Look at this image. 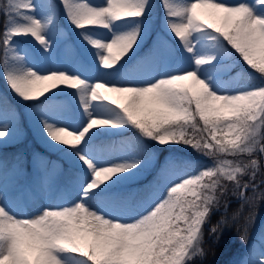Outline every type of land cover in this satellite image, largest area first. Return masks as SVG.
Masks as SVG:
<instances>
[{"label":"snow or ice","instance_id":"1","mask_svg":"<svg viewBox=\"0 0 264 264\" xmlns=\"http://www.w3.org/2000/svg\"><path fill=\"white\" fill-rule=\"evenodd\" d=\"M61 4L91 53L88 68L29 63L15 38H31L50 55L55 11L38 18L34 0H7L0 8L6 16L0 75L18 99L35 105L44 137L74 169L71 192L65 194L71 199L29 214L17 211L16 195L0 182V264H194L203 255V229L222 181L235 183L241 198L249 187L258 188L261 162L255 157L264 155V0H160L175 43L154 42L142 55L151 0ZM240 62L258 75V83L233 88L217 76ZM93 69L111 78L89 74ZM66 88L78 96L75 120L49 111L50 98ZM9 112L0 97V138L13 133ZM125 129L135 130L131 146L121 141L119 154L98 149L102 136ZM145 140L182 144L213 163L190 174L162 170L143 193L128 191L127 184L149 162L136 150ZM241 156L247 162L227 158ZM244 175L249 180L241 185ZM260 257L246 264H264V252Z\"/></svg>","mask_w":264,"mask_h":264},{"label":"rangeland","instance_id":"2","mask_svg":"<svg viewBox=\"0 0 264 264\" xmlns=\"http://www.w3.org/2000/svg\"><path fill=\"white\" fill-rule=\"evenodd\" d=\"M34 2L40 5V7L36 11V15L38 18H44L50 10H54L56 14L55 21L60 18L61 21L60 23L54 22V24L51 26L50 34L53 37L55 43L50 55H44L43 53H41L39 48L35 43H33V40L31 38L17 37L15 38V44L18 45L19 49L21 50V55H23L24 51H27L29 53L28 62H35L36 65L40 68H88L91 65V53L85 52V45L79 38L78 30L74 32V35H72L70 29L72 25L66 19L64 13L62 12L63 9L60 4L58 5L59 0H34ZM93 2H98V0H93ZM231 2H235V0H231ZM148 26L149 33L151 29H153L150 18L148 20ZM155 30V42L168 40L172 44L175 43L165 27L164 15L162 16L161 21L155 26ZM100 34L104 33L101 32ZM147 36L145 37L143 44L145 43ZM89 74L111 78L109 74L99 73L94 69L91 70ZM241 74L242 73H240V71L238 70L234 72L232 70L228 72H217V76L228 81L229 86L233 88L245 84V82L241 81ZM256 82L258 83L259 81ZM246 83L249 82L246 81ZM73 92V89L66 88L64 92H60L57 94V96L51 97L48 102L49 111L59 113L68 120H75L78 117L80 109L78 105V96H74ZM26 115L28 126L31 127L32 133L38 138V141L42 145L45 144L51 146V148H53L55 151H61L57 147H54L52 144H50L44 137L40 129L39 122L36 118L37 108L33 103H31V105L27 107ZM19 118L20 116L18 110H10L9 120L13 123V133L8 138H0V141H2L0 142V145L1 143L12 144L13 142L22 141L26 138V130L19 125ZM28 145H31V143H29ZM97 147L99 150L105 153L119 154L121 145L119 144V147L113 152H107L100 144H97ZM61 154V156L64 157L66 161L73 167L71 160L62 151ZM182 154H189V150L187 149V151ZM33 158L32 169L34 171L31 178H28L27 175L23 173L25 169L20 166L19 162L13 165V167L10 168L6 173H2V163L0 162V182L5 183L8 186L10 192L16 195V198L18 200L17 211L21 214H29L43 205L58 204L61 203L64 199H71L70 195H65L66 193L71 192V181L67 180L68 182H63L60 178L64 172L63 161L56 156L55 158H53L43 155L40 151H35ZM155 158V155L152 154V156L148 157V163H152V165L156 164ZM227 158L242 160L243 162H247L248 160L247 156ZM255 158L260 160L258 155H256ZM212 163L213 159H210L207 160L206 163H204L202 166L211 165ZM199 168L188 163L182 167L163 166V168H161L160 170V173L162 172V170H167V173L173 176L180 173L190 174L197 171ZM261 172H264V164L260 163V167L257 170V173L261 174ZM135 179L127 184V190L143 193L144 187H142L139 183H134ZM40 184L42 185V189L44 190L42 195H39L40 191L38 190V185ZM224 184L225 185L223 189L218 191L220 192V194L217 195L218 198L221 194H223L225 197L229 196V193H231L233 188L236 187L235 183L226 180L224 181ZM160 194H163V186H161L160 188ZM139 199L140 198L138 197L131 200L129 202L130 205L136 206L139 203ZM251 242H253L252 245H254V250L252 251V253L238 255L234 259V264H246V262L248 261H256L261 258L260 254L264 252V233L261 234L258 239L254 238L253 240H249L248 245Z\"/></svg>","mask_w":264,"mask_h":264},{"label":"trees","instance_id":"3","mask_svg":"<svg viewBox=\"0 0 264 264\" xmlns=\"http://www.w3.org/2000/svg\"><path fill=\"white\" fill-rule=\"evenodd\" d=\"M151 23L152 28L148 33L147 39L139 54H144L152 48L155 42V26L159 23L163 16V10L160 6V0H151ZM7 0H0V8L6 6ZM62 7L59 0L58 5ZM63 12V11H62ZM61 17V16H60ZM61 18L56 20V23H60ZM6 22L5 14L0 11V31L3 30V26ZM154 23V24H153ZM72 35L76 29L73 26L70 27ZM2 47V45H0ZM2 57V52H0ZM234 71H240L242 82H256L259 81L258 75L251 73V70L247 68L242 62L237 63L232 69ZM255 76V80L252 77ZM0 97H4L10 110L16 109L19 112V125L26 130V138L22 141H17L12 144L2 143L0 145V161L3 162L2 170L6 172L16 161H21L22 166L26 169V174L32 177L33 169V155L35 151H40L43 155L49 157H59L64 162L65 173L63 181L72 179L73 167L68 163L61 155V151H55L49 145H42L38 138L32 133V129L28 126L26 108L31 105L32 102H24L18 99L14 93L10 90L2 75H0ZM135 140V130L125 129L122 133L117 135L102 136L97 144H101L108 152L114 151L120 144V141H125L131 146V142ZM31 143V145H28ZM189 150V154L183 155L182 153ZM136 150L141 155L147 157L155 155L156 165L148 163L146 168L142 170L141 174L136 179L140 182V185L146 187V183L152 181L160 167L176 166L182 167L185 164H192L193 166L201 167L207 160H210L208 156L202 155L199 152L193 151L184 145H159L155 142L145 140L143 147L136 146ZM180 150V151H178ZM183 151V152H182ZM260 158L261 164H264V155L257 153ZM251 171V170H250ZM249 180L248 175L240 177V183L243 185ZM264 172L256 174V183L258 188L256 192L251 187L248 188L244 194L245 198H241L240 191L236 187L233 188L229 196L225 197L223 194L219 196L218 203L213 207L212 213L208 222L204 226L203 240L201 247L203 249V255L196 257L194 264H234V259L238 255L250 254L254 245L251 242L248 245L249 240L254 238L258 239L261 234L264 233ZM223 186L224 181H222ZM219 191V190H218ZM217 191V195L220 192ZM217 227V231L213 233L211 229ZM246 235V240L242 239V236Z\"/></svg>","mask_w":264,"mask_h":264},{"label":"bare ground","instance_id":"4","mask_svg":"<svg viewBox=\"0 0 264 264\" xmlns=\"http://www.w3.org/2000/svg\"><path fill=\"white\" fill-rule=\"evenodd\" d=\"M112 95H116V94H112ZM38 190L40 191V192H39V195H40V194L42 195L44 190L42 189V185H41V184L38 185Z\"/></svg>","mask_w":264,"mask_h":264}]
</instances>
